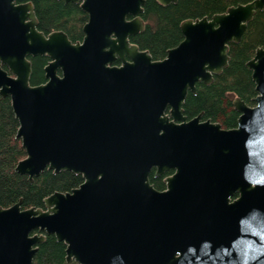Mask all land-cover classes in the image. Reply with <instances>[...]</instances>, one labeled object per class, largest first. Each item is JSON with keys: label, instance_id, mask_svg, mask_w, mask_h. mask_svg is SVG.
I'll return each mask as SVG.
<instances>
[{"label": "water", "instance_id": "95a60500", "mask_svg": "<svg viewBox=\"0 0 264 264\" xmlns=\"http://www.w3.org/2000/svg\"><path fill=\"white\" fill-rule=\"evenodd\" d=\"M63 1L87 15L81 41L39 31L31 3L0 0V95L26 153L15 171L83 182L44 209L0 208V264H32L44 234L64 243L66 264H264V46L245 63L256 96L233 100L235 128L182 108L227 66L264 0L184 20L157 61L129 41L144 29L145 0ZM36 56L49 60L45 82L31 85ZM152 170L172 171L161 191Z\"/></svg>", "mask_w": 264, "mask_h": 264}, {"label": "trees", "instance_id": "16d2710c", "mask_svg": "<svg viewBox=\"0 0 264 264\" xmlns=\"http://www.w3.org/2000/svg\"><path fill=\"white\" fill-rule=\"evenodd\" d=\"M33 5L37 19V29L44 34L52 31L64 32L72 43L83 38L82 27L87 15L79 4L63 0H17ZM252 0H178L176 3L161 5L156 0H145L140 18L144 23L143 31L129 38L139 50L147 51L153 60H161L168 49L175 47L181 40V22L187 19L210 18L223 13L237 4ZM264 46V7L256 10L248 22L245 32L238 43L229 45V61L221 73L213 75L209 84L196 83L195 93L188 92L183 103V114L193 118L201 114L202 120L219 123L225 129L235 128L239 113L233 108V100L239 98L247 105L253 104L256 96L251 72L245 67L258 47ZM46 56L29 57L31 62L30 84L45 82L43 68L48 62ZM18 121L14 116L9 97L0 95V208H8L21 200V208H42L43 199L59 192L66 193L78 187L83 178L70 171L53 173L45 169L31 181L27 176L15 171L18 161L26 156L20 139L16 137ZM154 177L149 181L157 190L164 189L163 178L171 174ZM33 264H66L65 245L53 235L37 245ZM70 264H77L72 261Z\"/></svg>", "mask_w": 264, "mask_h": 264}, {"label": "flooded vegetation", "instance_id": "af4514ba", "mask_svg": "<svg viewBox=\"0 0 264 264\" xmlns=\"http://www.w3.org/2000/svg\"><path fill=\"white\" fill-rule=\"evenodd\" d=\"M183 115H184V114H183ZM186 118H187V117H186ZM190 119H191V118H190ZM187 120H189V119L187 118ZM152 171H154V170H152ZM152 171H151V172H152ZM166 173H167V172H166ZM163 175H164V174H163ZM163 175H161V176H163ZM166 176H167V175H166ZM154 177H155V176H154ZM159 177H160V176H159ZM164 177H165V176H164ZM163 183H164V182H163ZM164 188H165V185H164ZM160 191H161V190H160ZM38 234L40 235V234H44V233L39 232ZM46 236H48V235H47V234H44V237H45V238H46ZM45 238H44V240H45ZM44 240H43V241H44ZM43 241H42V242H43ZM42 242H40V243H42ZM40 243H39V244H40ZM37 245H38V244H37ZM37 245H36V247H37ZM32 264H33V259H32Z\"/></svg>", "mask_w": 264, "mask_h": 264}, {"label": "rangeland", "instance_id": "374dc122", "mask_svg": "<svg viewBox=\"0 0 264 264\" xmlns=\"http://www.w3.org/2000/svg\"><path fill=\"white\" fill-rule=\"evenodd\" d=\"M253 105H254V103L251 106H253Z\"/></svg>", "mask_w": 264, "mask_h": 264}]
</instances>
